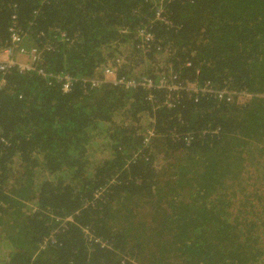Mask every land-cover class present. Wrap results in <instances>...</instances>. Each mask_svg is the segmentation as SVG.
I'll return each instance as SVG.
<instances>
[{
	"label": "trees",
	"instance_id": "1",
	"mask_svg": "<svg viewBox=\"0 0 264 264\" xmlns=\"http://www.w3.org/2000/svg\"><path fill=\"white\" fill-rule=\"evenodd\" d=\"M158 1L0 0V48L14 16L27 46L53 43L45 73L76 79L0 73V264H264V203L249 221L227 193L264 177V0H165L168 28ZM140 24L161 49L132 47ZM116 57L125 79L248 97L169 110L164 89L82 83Z\"/></svg>",
	"mask_w": 264,
	"mask_h": 264
},
{
	"label": "built area",
	"instance_id": "2",
	"mask_svg": "<svg viewBox=\"0 0 264 264\" xmlns=\"http://www.w3.org/2000/svg\"><path fill=\"white\" fill-rule=\"evenodd\" d=\"M165 10V0H159L154 3L152 7L151 19L152 21H156L168 28L170 27V23L167 21L168 19H166ZM150 27L151 26H149V24H140L132 31L131 45L137 51H140L144 56L151 49H161ZM120 32L126 33L127 31L121 30ZM8 33V40H6L0 48V73L2 76L14 69L20 74L35 73L36 75L50 81L53 85H57L63 93H67L71 90L73 84L76 82L75 78L68 74L51 75L47 72L45 73V69L38 65L42 61V53L44 51L53 50V43L51 45L44 44L42 49H39L35 45L27 46L24 39L25 35L21 31V28L17 25L14 16H12ZM59 39L65 40V34L61 33L59 35ZM121 64V57L113 58V60H110L104 67L98 70L95 76L82 80V83L89 85L92 89L106 84L119 86L126 90L136 86H142L148 91L155 88L164 89L167 93L161 102V106L169 110L175 108L181 98H186L188 101L197 103L200 95H204L212 97L219 102L223 101L231 103L234 102L235 99L239 102L243 96L248 97V95L243 93L235 95V93L230 92L227 89L213 88L209 84H204L202 87H198L195 82L182 83L176 74H172V71H169L170 75L160 77L157 83L152 78L150 79L147 77H141L137 81L133 79H125L119 75ZM3 82L4 80L2 79L0 84ZM233 96L236 98L233 99ZM147 98L153 104H156L153 94H148ZM150 121L152 122L151 119ZM146 133L147 137L143 139V143L145 144L153 138L154 130H147ZM183 140L186 144H188L191 141V136L186 135ZM64 221L71 222L72 217H67ZM82 231L89 241H94L101 247H108L105 242L93 239L87 229H83ZM54 242V237L51 234L47 239H45L44 243L40 246V249L45 248L47 243L52 244Z\"/></svg>",
	"mask_w": 264,
	"mask_h": 264
},
{
	"label": "rangeland",
	"instance_id": "3",
	"mask_svg": "<svg viewBox=\"0 0 264 264\" xmlns=\"http://www.w3.org/2000/svg\"><path fill=\"white\" fill-rule=\"evenodd\" d=\"M246 175V174H245ZM243 178V176H242ZM246 177H244L245 179ZM254 179V178H253ZM254 182V183H253ZM253 183V186H250L247 188L249 184ZM240 190L234 195L233 189L232 192L227 188V193L230 196L231 194L234 197H231V204L233 207L238 206L237 210L235 208V213L239 215L238 218H242L243 215L240 213L242 210L250 212L252 214L253 212V207L251 205H254L256 203L261 204L262 202L264 203V177L261 178L257 176L256 180L254 181H245L244 183L240 182ZM260 200V202L258 201ZM239 209V210H238ZM262 213V207H260V210L256 209L254 210V213L252 215H247L248 220L251 221L254 219V216H260Z\"/></svg>",
	"mask_w": 264,
	"mask_h": 264
}]
</instances>
